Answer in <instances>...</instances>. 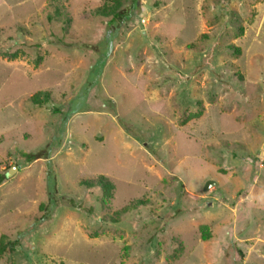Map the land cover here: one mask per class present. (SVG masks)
<instances>
[{
    "label": "rangeland",
    "instance_id": "1",
    "mask_svg": "<svg viewBox=\"0 0 264 264\" xmlns=\"http://www.w3.org/2000/svg\"><path fill=\"white\" fill-rule=\"evenodd\" d=\"M104 2L0 0V264H264V0Z\"/></svg>",
    "mask_w": 264,
    "mask_h": 264
},
{
    "label": "trees",
    "instance_id": "2",
    "mask_svg": "<svg viewBox=\"0 0 264 264\" xmlns=\"http://www.w3.org/2000/svg\"><path fill=\"white\" fill-rule=\"evenodd\" d=\"M127 9L121 8L120 7V0H112L111 4L108 5V3L104 2V4L100 7L97 8V14H101L103 16H108L110 17L109 19V24L112 25L113 27H116L117 24L119 23V20L123 17H126L128 14L125 13ZM238 51V50H237ZM31 102L34 105L40 106L44 102H47L50 100V94L49 92H35L31 95L30 97ZM45 153V152H44ZM44 153H28L23 155V159L25 163H29L30 161L34 160L37 157H41L40 154ZM23 153H21L20 157L22 156ZM46 154V153H45ZM5 178L2 174L0 175V182ZM54 176L49 175L48 176V193H49V201L45 205H41V208L43 211H46L45 218L49 219L50 218V213L52 212V208L54 205L51 207V204L53 203V196H54V191H55V181H54ZM80 183L83 185H86L88 187L90 186H100L101 192H102V197H101V202L103 206L106 204V199L110 197L111 191L113 189V184L111 180L106 177L105 175H98L96 178L93 179H81ZM141 203L142 200L139 199L135 201L132 204H127L122 208V211H125L129 208H134L136 204ZM92 207L89 206L88 210L92 212ZM108 218L112 221H117L118 216H112L109 215ZM4 237L0 239V255L1 254H7L9 257H12L15 252V242L17 240H7V242H3ZM10 264H14L13 260H10ZM60 264H74V263H65L61 262Z\"/></svg>",
    "mask_w": 264,
    "mask_h": 264
},
{
    "label": "water",
    "instance_id": "3",
    "mask_svg": "<svg viewBox=\"0 0 264 264\" xmlns=\"http://www.w3.org/2000/svg\"><path fill=\"white\" fill-rule=\"evenodd\" d=\"M18 169V166H12L6 173V176H11L14 171ZM211 185L210 180L206 181L204 184V189L208 188Z\"/></svg>",
    "mask_w": 264,
    "mask_h": 264
}]
</instances>
